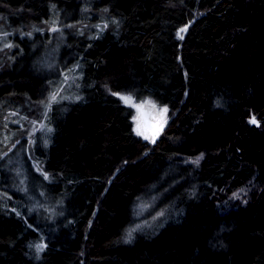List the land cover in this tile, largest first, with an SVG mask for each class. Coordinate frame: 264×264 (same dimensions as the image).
Here are the masks:
<instances>
[{
	"label": "trees",
	"instance_id": "obj_1",
	"mask_svg": "<svg viewBox=\"0 0 264 264\" xmlns=\"http://www.w3.org/2000/svg\"><path fill=\"white\" fill-rule=\"evenodd\" d=\"M0 264H264V0H0Z\"/></svg>",
	"mask_w": 264,
	"mask_h": 264
},
{
	"label": "snow or ice",
	"instance_id": "obj_2",
	"mask_svg": "<svg viewBox=\"0 0 264 264\" xmlns=\"http://www.w3.org/2000/svg\"><path fill=\"white\" fill-rule=\"evenodd\" d=\"M181 31H184V29H182ZM114 95L118 96L121 99L122 103H124L126 105H132L134 108L137 109V116H136L137 123H136V129H135L136 134L143 136L145 139H151V142L155 143V136L148 137L145 134V125H146L145 117L147 114H149V113L145 112V106L149 105V102L143 101L141 103H134L133 97L130 95H121L120 93H115ZM52 99L55 100V96H53ZM77 99H79V97H77ZM148 109H149V112H155L156 111L154 104L149 105ZM168 112H169V109L167 107H164V108L160 109L159 112L157 113L156 119H158V121L161 122L160 131H163V126L165 124H167V122H168L167 121ZM250 123L259 126V122L256 120L255 116H253L251 118ZM157 135H158V133H157ZM197 163H198V160H197ZM140 207L143 210V209H146L148 207V205L142 204ZM159 215H163V213H159ZM137 227H139V225ZM46 247H47V245L44 244L43 242L35 245V249L37 252L43 251L44 248H46Z\"/></svg>",
	"mask_w": 264,
	"mask_h": 264
},
{
	"label": "rangeland",
	"instance_id": "obj_3",
	"mask_svg": "<svg viewBox=\"0 0 264 264\" xmlns=\"http://www.w3.org/2000/svg\"><path fill=\"white\" fill-rule=\"evenodd\" d=\"M120 93V92H119ZM121 95H129V93L127 94V93H124V92H121L120 93ZM141 101H143V100H141ZM141 101H138V100H136L135 99V103H140ZM145 112H147V113H149L148 114V116H147V118L145 117V120H146V125H145V134L148 136V137H153V136H155V139H156V137H157V134L155 133V129H156V126L154 125V126H152L151 125V123H150V119L151 120H154V121H158V119H156V116H157V113H158V111H155V112H149V109H148V107L147 106H145ZM134 114H135V109H134ZM150 119H149V118ZM168 118H169V116H168V114H167V120H168ZM158 124H159V126L161 125V122L160 121H158ZM143 137V136H142ZM144 138V137H143ZM148 140H151V139H148Z\"/></svg>",
	"mask_w": 264,
	"mask_h": 264
},
{
	"label": "clouds",
	"instance_id": "obj_4",
	"mask_svg": "<svg viewBox=\"0 0 264 264\" xmlns=\"http://www.w3.org/2000/svg\"><path fill=\"white\" fill-rule=\"evenodd\" d=\"M129 95L132 96L131 94H129ZM132 97H133V100L135 101L136 98L134 96H132ZM143 101H148L149 102V105H153L154 104L155 105V110L158 111V112H159L160 109H162L164 107H167L168 108V106L166 104H162L160 101H158L153 96H145L144 99H143ZM143 101H141V102H143ZM149 105H146V106L149 107ZM126 106L134 108L132 105H126ZM134 109H135V114L130 117V123L133 125V129H132L133 130V133L136 134L135 129H136V123H137V120H136L137 109L136 108H134ZM146 116H148V114Z\"/></svg>",
	"mask_w": 264,
	"mask_h": 264
},
{
	"label": "water",
	"instance_id": "obj_5",
	"mask_svg": "<svg viewBox=\"0 0 264 264\" xmlns=\"http://www.w3.org/2000/svg\"><path fill=\"white\" fill-rule=\"evenodd\" d=\"M146 118H147V116H146ZM149 118V117H148ZM150 119V118H149ZM150 123H151V125L152 126H156V129H155V133L157 134L158 133V135L161 133V131H160V126H159V124H158V121H154V120H151L150 119Z\"/></svg>",
	"mask_w": 264,
	"mask_h": 264
}]
</instances>
